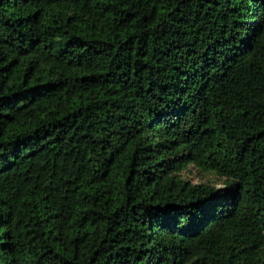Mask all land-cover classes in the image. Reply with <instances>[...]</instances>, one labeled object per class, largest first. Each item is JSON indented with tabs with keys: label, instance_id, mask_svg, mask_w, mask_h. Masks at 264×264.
<instances>
[{
	"label": "trees",
	"instance_id": "1",
	"mask_svg": "<svg viewBox=\"0 0 264 264\" xmlns=\"http://www.w3.org/2000/svg\"><path fill=\"white\" fill-rule=\"evenodd\" d=\"M0 264H264V0H0Z\"/></svg>",
	"mask_w": 264,
	"mask_h": 264
},
{
	"label": "rangeland",
	"instance_id": "2",
	"mask_svg": "<svg viewBox=\"0 0 264 264\" xmlns=\"http://www.w3.org/2000/svg\"><path fill=\"white\" fill-rule=\"evenodd\" d=\"M184 176L194 183L208 182L211 184H220V182L222 181V179L215 174H202L195 170L193 167L187 169V171L184 172Z\"/></svg>",
	"mask_w": 264,
	"mask_h": 264
}]
</instances>
